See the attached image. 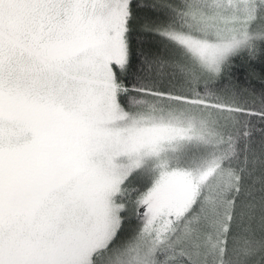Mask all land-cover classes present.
<instances>
[{
  "label": "snow or ice",
  "instance_id": "6c2138e0",
  "mask_svg": "<svg viewBox=\"0 0 264 264\" xmlns=\"http://www.w3.org/2000/svg\"><path fill=\"white\" fill-rule=\"evenodd\" d=\"M0 264H264V0H0Z\"/></svg>",
  "mask_w": 264,
  "mask_h": 264
}]
</instances>
